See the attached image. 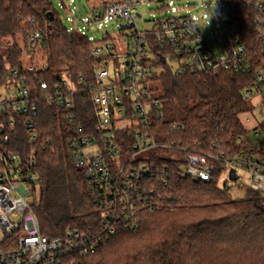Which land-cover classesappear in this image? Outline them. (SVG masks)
I'll return each instance as SVG.
<instances>
[{
    "label": "trees",
    "instance_id": "16d2710c",
    "mask_svg": "<svg viewBox=\"0 0 264 264\" xmlns=\"http://www.w3.org/2000/svg\"><path fill=\"white\" fill-rule=\"evenodd\" d=\"M239 1L232 12L253 65L250 73L189 67L177 74L181 65L175 70L170 62L177 63L180 54L152 38L164 112L157 126L170 143L217 153L244 149L255 141L241 116L251 109L247 89L264 73V47L256 34L260 13L245 0ZM62 5L67 8L64 0ZM34 35L39 36L33 40ZM105 63L92 56L87 36L68 32L50 0H0V87L8 79L16 80L36 104L28 114H11L15 125L8 128L7 149L34 161L33 209L43 235L51 238L64 237L69 229L96 235L104 226L101 205L92 198L68 144L81 137L100 139L91 87ZM64 81L78 91L69 94L73 110L47 99L56 88L67 89ZM83 88L86 91L81 92ZM27 121L33 123V130L25 128ZM174 124L180 129L170 131ZM119 134L130 140L126 131ZM169 154L143 158L159 167L169 164L170 169L147 181L142 196L149 203L137 205L138 226L116 225L115 233L94 252L65 254L62 264H264V195L249 192L246 199L234 200L218 187L219 174L211 182L181 179ZM13 245V240L0 241V251Z\"/></svg>",
    "mask_w": 264,
    "mask_h": 264
},
{
    "label": "built area",
    "instance_id": "2783aa9c",
    "mask_svg": "<svg viewBox=\"0 0 264 264\" xmlns=\"http://www.w3.org/2000/svg\"><path fill=\"white\" fill-rule=\"evenodd\" d=\"M177 1L186 3L178 7V11L186 9L185 14H166L153 20L151 30L139 29L137 20L142 16L138 6L141 3H160L161 9L171 8L176 14L172 4ZM245 1L260 13L256 34L264 47V0ZM239 3V0H112L86 22L98 23L100 29L108 28L111 22L119 27L117 39L109 32L101 44L88 37L92 56L107 60L96 71L91 87L100 139L81 137L68 144L76 167L88 181L92 198L102 208L100 216L104 226L96 235L73 229H69L64 237L43 235L33 209L34 161L11 154L7 149L8 128L15 125L11 114H28L35 110V100L27 88L16 85V80L8 79L0 87V241H14L9 250L0 251V264H62L61 258L65 254L87 256L94 252L105 237L115 233L116 225L135 229L139 224L137 205L149 203L142 196V192L148 190L147 181L170 169L169 164L159 167L156 162L144 161L146 155L152 157L160 152H171L170 160L179 168L178 177L195 182H211L221 172H228L229 181L242 187L239 171L243 170L249 177L250 192L264 194V73L258 74L245 94V98L256 101L263 121L250 130L255 141L245 144L244 149L217 153L198 151L181 142L170 143L157 126L163 120L164 112L156 86L161 72L154 66L152 38L161 47L170 46L180 54L177 65L181 68L177 74L189 67L210 72L250 73L253 65L232 12ZM205 17L211 18L220 33L219 40H215L219 52L212 49L202 30ZM85 28L73 27L68 32L77 31L87 36ZM122 58H125L123 63ZM111 62L116 66L114 76L108 70ZM64 85L65 91L56 88L54 94H47V99L73 110L74 100L69 94L78 91H73L68 81H64ZM41 87L48 88L46 83ZM84 91L85 88L81 90ZM253 112L251 108L247 113ZM25 128L33 130V123L27 121ZM178 129V124L170 127V131ZM125 131L130 140L118 135ZM30 138L34 140L35 133L32 132ZM91 147H95L96 152L87 153ZM219 167L222 168L220 173ZM232 172L237 176L236 180L231 179Z\"/></svg>",
    "mask_w": 264,
    "mask_h": 264
},
{
    "label": "rangeland",
    "instance_id": "374dc122",
    "mask_svg": "<svg viewBox=\"0 0 264 264\" xmlns=\"http://www.w3.org/2000/svg\"><path fill=\"white\" fill-rule=\"evenodd\" d=\"M54 6L57 8L60 17L62 18L67 29L70 28H80L81 30L85 28V33L87 37L91 38L95 43H102L103 38L107 32L111 34L113 39H117L119 36V27L111 22L108 28H99L98 23H89L87 24L89 19H93L94 15H97L99 12L103 10L104 4L106 2L112 0H64L65 6L64 9L62 5V0H50ZM185 2H175L172 4L174 6V11L176 14L172 13V9H161L162 4L160 3H148L143 2L138 6V13L142 16L137 20V26L141 31H149L153 28L154 22L153 20L164 17L166 14L168 15H183L185 14V10L178 11L179 6H184ZM203 14H201V17ZM70 19V20H69ZM208 22V23H207ZM204 26L202 30L207 37L210 46L216 52H219V48L215 40H219L220 33L215 28L214 22H212L211 18L205 17L203 20ZM127 42H125L126 44ZM122 63L125 62V58L120 60ZM170 64L174 67L175 70L178 69V65L176 62H170ZM109 73L111 76H114L116 66L114 62H111L108 67ZM250 107L254 109L253 114L247 113L241 116L242 122L246 128L249 130L253 129L259 122L263 121L262 116L260 115V108L257 106L255 100L250 101ZM247 118L250 121H247ZM252 137V136H251ZM87 153L96 152L95 147H91L86 150ZM239 174L242 178L241 182L243 183L242 187L237 186L236 184L229 181L228 172H221L217 178L218 187L222 190H227L231 197L234 200H244L248 197L249 190V177L247 173L243 170L239 171ZM264 195V194H263ZM37 195L34 194L33 198ZM0 239H1V231H0Z\"/></svg>",
    "mask_w": 264,
    "mask_h": 264
},
{
    "label": "water",
    "instance_id": "95a60500",
    "mask_svg": "<svg viewBox=\"0 0 264 264\" xmlns=\"http://www.w3.org/2000/svg\"><path fill=\"white\" fill-rule=\"evenodd\" d=\"M51 18H52V16H51ZM162 60H163L164 63H166V59L165 58L162 57ZM231 179H233V180L237 179V176L235 175L234 172L231 173Z\"/></svg>",
    "mask_w": 264,
    "mask_h": 264
}]
</instances>
